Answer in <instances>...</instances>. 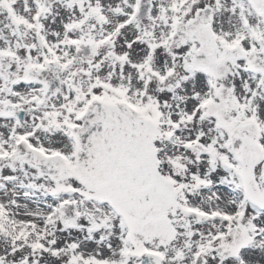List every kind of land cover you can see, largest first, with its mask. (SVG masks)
Masks as SVG:
<instances>
[{
	"label": "snow or ice",
	"instance_id": "obj_1",
	"mask_svg": "<svg viewBox=\"0 0 264 264\" xmlns=\"http://www.w3.org/2000/svg\"><path fill=\"white\" fill-rule=\"evenodd\" d=\"M0 264H264V0H0Z\"/></svg>",
	"mask_w": 264,
	"mask_h": 264
}]
</instances>
